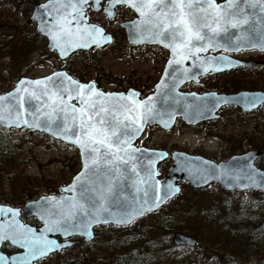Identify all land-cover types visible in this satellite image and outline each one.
<instances>
[{
    "label": "water",
    "instance_id": "obj_1",
    "mask_svg": "<svg viewBox=\"0 0 264 264\" xmlns=\"http://www.w3.org/2000/svg\"><path fill=\"white\" fill-rule=\"evenodd\" d=\"M101 1L87 0V4L81 9V15L73 13L70 8L63 7L67 0H45L34 6L27 21L37 22L36 32L47 37V49L55 51L58 58L64 59L76 50L89 49L92 46L100 47L111 42L110 34L104 33L103 27L97 23L88 22V18L84 15V10L90 2L92 9L96 11L100 9ZM213 3L219 6L217 11L223 10L227 13L224 19L229 21V23L221 21L222 30L215 33H210L207 28H201L202 35L214 36V40L206 39L204 42L194 40L190 45L192 52L178 49L177 54L173 56L172 49L166 45L169 42L179 44V38L171 41L170 37L167 39L155 37L159 44L169 49L170 53L161 76L154 84L153 91L143 97H140L139 91L134 88L104 91L98 88L93 80L80 81L64 69H57L36 77L21 76L12 88L0 93V97L3 98L0 99L1 127H24L73 145L78 151L80 161L79 170L73 174L68 183L60 185L56 192L41 194L25 201L22 206L0 203V236L3 237L0 239V264H31L70 245L90 241L94 237L95 226L128 225L145 213L158 209L177 195L182 182H189L193 188H199L213 181L223 190L254 189L264 193V168L255 163L262 154L260 149L251 148L220 161L199 154L174 150L171 153L172 163L168 166L166 175L159 177L160 171L157 169V164L167 156V151L161 148L138 146L134 143L147 124L158 125L166 130L173 126L177 117L187 124L216 118L218 108L224 104H236L242 111H250L264 103V90L259 89H244L236 92L180 90L183 83L198 81L200 76L210 71L219 73L254 62L222 53L207 54L209 49L213 51L264 49V11L261 10L264 8V0H233L232 8L226 7L228 0H213ZM106 4L107 0L102 10L109 19H112L113 15L109 16L108 11L113 13L114 4L108 11L105 10ZM207 7V0H193V6L189 10L207 24L209 23L207 15L198 11ZM238 20L245 22L233 26V22ZM211 23L214 27V18ZM88 25L101 28L103 31L98 36L102 35L107 39L100 44H95L90 39L84 38L82 33ZM127 25L129 24L126 23L124 26L129 39ZM61 26L66 32L72 33L70 36H62V40L67 41L64 44L63 53L60 47L55 46L56 41L49 34L56 33ZM134 34H137L136 29ZM141 36L142 39L137 38L136 42L153 41V36ZM197 48L203 50L194 51ZM170 59L173 61L171 64ZM35 81L41 83H33ZM73 81L75 87L72 84ZM79 85L89 87L81 89ZM130 93L133 94L131 99L137 101H144L151 97L153 115L142 118L139 126L134 119L127 118L129 115L134 117L136 114L125 111V106L130 107ZM81 108L90 115L94 109L113 126L118 127L117 134L120 140H127L130 146L124 159L115 160L107 165L101 163L99 168H92L91 171L85 168L86 157L82 155L81 147L76 143L77 133L82 131L80 128L82 114L73 111V109ZM103 109L107 111L102 112ZM99 118L100 116H97V119ZM66 124L69 127L66 128ZM117 169L119 172L116 171ZM112 176L116 179L112 181L113 189L106 205L107 212L101 215L99 222L92 223L87 228H73L72 220L69 223L59 221V228L53 225V221L58 220V215L55 213L68 210L77 201L86 202L81 200V194L85 188L91 189L94 184L99 186L110 180ZM249 178H254L257 183L252 184ZM135 209L139 210L137 214L130 220H125L126 214ZM21 212L25 217L34 216L38 224L24 222L20 218ZM76 222L79 223L78 220ZM38 241L54 243L49 245V250L44 254L30 255L31 246ZM171 241L177 246H194L197 243L194 236L179 230L172 233ZM3 242H8L17 251L4 252L1 249Z\"/></svg>",
    "mask_w": 264,
    "mask_h": 264
},
{
    "label": "rangeland",
    "instance_id": "obj_2",
    "mask_svg": "<svg viewBox=\"0 0 264 264\" xmlns=\"http://www.w3.org/2000/svg\"><path fill=\"white\" fill-rule=\"evenodd\" d=\"M43 1L45 0H0V93L12 88L21 76L36 77L57 69H65L80 80L92 79L104 91L132 87L143 96L153 90L166 59L163 49H131L121 35L115 42L101 49L76 51L68 58L60 59L54 51L47 49V38L36 32V22L27 21L34 6ZM117 12L118 15H128L124 7L119 8ZM86 15L104 26L112 25L101 11L88 9ZM262 56L264 57V53ZM181 89L199 92L264 90V72L260 68L251 67L207 74L198 82L185 83ZM218 113L217 118L203 120L193 125L185 124L178 118L169 130H162L155 125L147 126L135 144L155 148H177L220 161L232 154L256 148L255 145L262 142L260 137L264 133V105L250 114L241 113L231 105L223 106ZM6 129H10L8 137L17 147L12 148L13 150L0 161V203L22 206L25 201L41 194L56 192L60 185L69 182L73 174L79 170L80 161L76 147L66 143L64 145L62 141L23 127L0 126V134L4 135ZM168 164L169 161L166 160L158 165L161 174L165 173ZM256 164L264 168V155L256 160ZM219 189L221 188L214 182L197 189L185 183L181 185V191L155 210L152 216L160 218L159 220L164 223L166 212L189 209L191 206L184 203L185 200H189L198 210H202V214L208 215L210 210H216L214 214L217 215L219 210H228L230 222L234 223L238 219L245 222L249 210L257 207L252 203L255 192L240 194L233 190L220 192ZM259 199L261 200L260 196ZM21 217L29 223L37 222L35 218H26L23 215ZM167 221L173 224L172 227L176 226L171 236L176 230L194 235L188 227L190 223L180 216L178 220L170 217ZM94 231V242L88 245L91 253L97 259L107 260L110 255L99 246L98 240L110 238L117 230L109 224H104ZM260 234L264 235L262 232ZM121 236L123 241L132 242L134 245L139 240L137 235H130L128 231L122 232ZM258 243L261 246L260 255L247 260L252 264H264L263 236L258 239ZM108 248L114 253L118 252L112 244H109ZM198 249L203 250L202 247ZM171 256L179 261L184 252L175 251ZM71 258L70 251L65 248L33 264H65ZM159 264H170V257L165 255Z\"/></svg>",
    "mask_w": 264,
    "mask_h": 264
},
{
    "label": "snow or ice",
    "instance_id": "obj_3",
    "mask_svg": "<svg viewBox=\"0 0 264 264\" xmlns=\"http://www.w3.org/2000/svg\"><path fill=\"white\" fill-rule=\"evenodd\" d=\"M86 4L87 0H67V2L63 4V7L70 8L73 13L82 15L81 9ZM113 4L126 5L139 14V20L134 22L137 34L162 39L170 37L171 41H175L179 38V44L169 42L166 45L172 49L173 56L177 54L178 49L192 52L193 49L190 45L194 40L204 42L206 39H215L214 36L206 37L202 35L200 31L201 28H207L210 33H215L222 30L221 21L229 23V21L224 19L227 13L223 10L217 11L216 9L219 6L215 5L213 0H207L208 7L198 10L207 15V19L209 20L207 24L203 23L196 14L189 10L193 6V0H107L105 10L108 11ZM226 7L232 8L233 0H228ZM261 10L264 11V8ZM65 15H67V13ZM108 15L112 16L113 13L108 11ZM213 18L215 19L214 27L211 23ZM244 22V20L235 21L233 22V26ZM61 23H63V21ZM102 31L103 30L97 26L88 25L85 26L82 35L84 38L90 39L92 43L100 44L104 39H107V37L102 35L98 36ZM49 34L52 36L53 40L56 41L55 46L60 47L63 53L64 44H66L67 41H63L62 36H70L72 33L66 32L61 26L56 33L50 32ZM205 47H207V44H205ZM202 50L203 49L197 48L194 51L198 52ZM172 62L173 61L170 59L169 63L171 64ZM33 83L39 84L41 82L35 81ZM72 84L75 87L74 81ZM79 87L81 89H86L89 86L79 85ZM157 87H159V85ZM132 95V93L129 94L130 107L125 106V111L136 114L134 117L129 115L127 118L130 120L134 119L137 126H139L142 118L153 115L152 105L150 104L151 97L146 98L144 101H137L131 99ZM82 98L81 96V99ZM0 99L3 98L0 97ZM73 111L82 114L80 122L82 131L77 133L76 143L81 147L82 155L86 157L85 168L91 171L92 168H99L101 163L107 165L115 160H122L125 158L127 151L130 150V146L127 140H120L117 134V126H113L109 120L103 118L101 113H96L94 109L91 115L85 112L83 108L73 109ZM105 111H107V109L102 110V112ZM97 116H100V118L97 119ZM74 119L76 118L74 117ZM23 123L26 124L27 121H23ZM127 126L130 127V125ZM65 127L67 128L69 125L66 124ZM61 131H63V129ZM85 149L88 151L85 152ZM87 157H91V159H87ZM116 171L119 172V169ZM81 175H84V173H81ZM115 179L116 177L112 176L110 180L101 183L99 186L94 184L91 189L85 188L84 192L81 194V200L86 202L81 203L77 201L73 203L68 210H61L59 213H55L58 215V220L53 221V225L59 228V221L62 220L64 223H69V221L72 220L71 226L73 228H87L90 224L99 222L101 215L107 212L106 205L112 194V181ZM249 179L252 184L257 183L254 178ZM138 211V209H135L127 213L125 220H130ZM77 220L79 223L76 222ZM49 230H53V228H49ZM2 238L3 237L0 236V239ZM53 243L52 241H38L31 246L29 254L32 255L35 253L36 255H42L49 250V245Z\"/></svg>",
    "mask_w": 264,
    "mask_h": 264
},
{
    "label": "trees",
    "instance_id": "obj_4",
    "mask_svg": "<svg viewBox=\"0 0 264 264\" xmlns=\"http://www.w3.org/2000/svg\"><path fill=\"white\" fill-rule=\"evenodd\" d=\"M261 69L264 72V66ZM9 131L10 129H6L4 135L0 134V161L10 150L17 147L8 137ZM260 141L262 142L255 146L262 151V156L264 155V133L261 134ZM62 144L66 145L64 142ZM219 191L226 192L222 189ZM234 191L240 194L241 192L256 193L252 198V203L257 207L249 210L248 219L245 222L238 219L231 223L227 214L228 210H219L217 215L214 214L216 210H210L208 215L202 214V210H198L189 200H185L184 203L191 207L187 210L166 212L164 223L159 220L160 218H153V211L147 212L129 225L109 224L117 230L115 232L117 235L114 234L110 238L101 240L97 239L99 246H102L105 253L110 255L107 260L97 259L95 255H92L91 248L88 246L94 242L92 239L89 243L81 242L66 248L70 251L72 258L65 264H159L165 255L170 257V264H252L247 260L260 255L261 246L258 239L261 236L264 237L260 234L264 233V193L249 189ZM212 208L214 209V207ZM234 211L239 212L240 210ZM179 216L190 223L188 227L191 228L193 236L197 239L196 245L177 246L171 242V232L176 226L172 227L173 224L167 219L175 217L178 220ZM147 220L149 222H146ZM124 231H128L130 235H137L139 238L137 244L123 241L121 233ZM109 244H112L118 252L114 253L109 249ZM10 247L7 243L6 245L2 244V249L5 248L3 250L6 252H9ZM199 247H202L203 250L200 251ZM175 251L184 252L181 260L178 261L171 256Z\"/></svg>",
    "mask_w": 264,
    "mask_h": 264
},
{
    "label": "flooded vegetation",
    "instance_id": "obj_5",
    "mask_svg": "<svg viewBox=\"0 0 264 264\" xmlns=\"http://www.w3.org/2000/svg\"><path fill=\"white\" fill-rule=\"evenodd\" d=\"M105 1L106 0H102L101 2H100V5H101V7H100V9L99 10H96L97 12L98 11H101L105 16H106V18H107V20H109V23L110 24H112L111 26H104V25H102V24H100V23H97V22H95V21H92L91 19H89V17L86 15V11L88 10V9H91L92 11H95V10H93L92 9V3L90 2L89 3V5H88V7L84 10V15L88 18V22H91V23H97L98 25H100V26H102L103 27V29H104V33H109L110 34V36H111V42L110 43H106V44H104V45H102V46H100V47H95V46H92V47H90L89 49H93V50H98V49H101V48H103L105 45H109V44H112L113 42H115L116 41V39H117V37H119V36H123L124 38H125V40H126V43L129 45V47H131V49H141V48H159V49H163L164 51H165V53H166V59H165V62H164V64H163V67H162V70H161V73H162V71H163V69H164V66H165V64H166V62H167V60H168V57H169V53H170V51H169V49L167 48V47H164L163 45H161V44H159L158 42H157V40H156V38L155 37H152L153 38V41H149V42H146V41H141V42H136V40H137V38H139V39H142V36L141 35H135L134 34V32H135V27H133L134 26V22H136V21H138L139 20V14L136 12V11H134L132 8H130V7H128V6H126V5H122V4H114V6H113V17H112V19H109L108 17H107V15L104 13V11L102 10V6L105 4ZM217 1H220V0H217ZM121 7H124L126 10H127V13H128V15L127 16H124V15H121V14H119L118 15V12H117V10L119 9V8H121ZM36 22V21H35ZM126 23H128L129 25H127L128 26V32H129V36H130V38L128 39V36H127V31H126V28H125V24ZM36 24H37V22H36ZM37 26V25H36ZM109 27H111V28H109ZM36 29V28H35ZM39 34V33H38ZM42 35V34H41ZM46 37V36H45ZM47 38V37H46ZM136 42V43H135ZM89 49H83V50H89ZM77 52L78 51H81V49H79V50H76ZM76 51H74V52H76ZM55 52V51H54ZM73 52V53H74ZM56 53V52H55ZM73 53H71L70 55H72ZM207 54H219V53H222V54H226V55H229V56H231V57H233V58H237V59H240V60H244V61H249V60H252V61H254V62H252V63H248V64H244V65H241V66H237V67H233V68H231V69H229V70H226V71H223V72H219V73H226V72H230V71H233V70H237V69H244V68H254V67H256V68H262L263 66H264V57L262 56V54L264 53V49L263 50H258V49H256V48H251V49H239L238 51H225V50H222V49H220V50H217V51H213L212 49H209L207 52H206ZM255 53V54H254ZM56 55H57V53H56ZM69 55V56H70ZM259 55V56H258ZM69 56H67L66 58H68ZM252 56H254V57H252ZM58 57V56H57ZM66 58H64V59H66ZM161 73H160V75H159V77L161 76ZM219 73H215V74H219ZM207 74H214V72H208V73H206V74H204V75H202V76H200V78H199V80L202 78V77H204L205 75H207ZM159 77H158V79H159ZM157 79V80H158ZM80 80V79H79ZM89 80H92V79H88V80H84V79H81V81H83V82H87V81H89ZM157 80H156V82H157ZM198 80V81H199ZM94 81V80H93ZM198 81H187V82H185V83H189V82H198ZM95 82V81H94ZM155 82V83H156ZM154 83V84H155ZM185 83H183L181 86H180V90H182L181 88H182V86L185 84ZM95 84H96V82H95ZM97 85V84H96ZM132 88V87H131ZM153 89H154V85H153ZM240 90H244V89H240ZM246 90H256V89H246ZM153 91V90H152ZM152 91H150V92H152ZM182 91H191V90H182ZM195 91V90H194ZM203 91H208V90H203ZM238 91V90H237ZM149 92V93H150ZM197 92H199V91H197ZM202 92V91H201ZM218 92V91H217ZM236 92V91H235ZM139 94H140V92H139ZM148 94V93H147ZM146 95V94H145ZM141 96V95H140ZM228 105H231V106H234V107H236V109H239V111L241 112V113H244V114H250L251 112H253V111H255L258 107H260V106H262V105H264V103H261L257 108H255V109H253V110H250V111H242V109L238 106V105H236V104H224V105H221L219 108H218V110H217V114H218V116H219V113H218V111L223 107V106H228ZM217 116V117H218ZM216 117V118H217ZM180 119L181 121H183L180 117H177L176 119ZM213 119V118H212ZM206 120H208V119H206ZM203 121V120H202ZM184 122V121H183ZM201 122V121H200ZM185 123V122H184ZM185 124H187V123H185ZM189 125H193V124H189ZM156 126V125H155ZM161 129V128H160ZM162 130H164V129H162ZM160 148V147H159ZM161 149H165L166 151H167V156L163 159V160H161L159 163H158V165L161 163V162H163V161H166V160H168L169 161V164H168V166L172 163V159H171V153L174 151V150H181V149H175V148H169V147H166V148H161ZM251 149V148H250ZM256 149H258V148H256ZM182 151H184V150H182ZM158 165H157V167H158ZM168 166H167V168H168ZM167 168H166V170H165V173L164 174H161V171H160V177H163V176H165L166 175V172H167ZM185 183H187V182H184V183H181L180 184V186L181 185H183V184H185ZM234 190H237V189H233V191ZM230 191V190H229ZM232 191V190H231ZM237 191H240V190H237ZM30 218H33V217H30ZM23 221H25V220H23ZM29 223V222H28ZM38 222H36V223H30V224H37ZM6 243L7 242H4L3 244H5L6 245ZM8 244V243H7ZM11 246V245H10ZM3 249H5V248H3ZM2 249V250H3ZM4 252H6L5 250H3ZM14 251H17V249L15 248V247H13V246H11L10 247V249H9V252H6V253H11V252H14Z\"/></svg>",
    "mask_w": 264,
    "mask_h": 264
}]
</instances>
